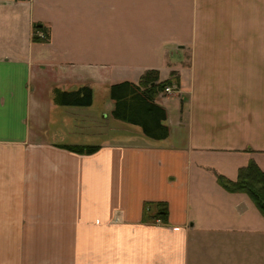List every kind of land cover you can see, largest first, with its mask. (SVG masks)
<instances>
[{
	"label": "crops",
	"instance_id": "1",
	"mask_svg": "<svg viewBox=\"0 0 264 264\" xmlns=\"http://www.w3.org/2000/svg\"><path fill=\"white\" fill-rule=\"evenodd\" d=\"M151 71L176 88L161 142L108 97ZM82 87L89 108L55 103ZM249 162L264 172V0H0V264H215L264 237L217 183Z\"/></svg>",
	"mask_w": 264,
	"mask_h": 264
},
{
	"label": "trees",
	"instance_id": "2",
	"mask_svg": "<svg viewBox=\"0 0 264 264\" xmlns=\"http://www.w3.org/2000/svg\"><path fill=\"white\" fill-rule=\"evenodd\" d=\"M35 31L42 32V29L36 27ZM48 39L46 35L43 40L33 37L32 41L47 42ZM173 85L175 84L171 79L160 82L158 73L152 71L145 73L136 85L129 82L112 85L109 88V99L113 103L111 118L123 125L139 128L148 140L154 142L166 140L169 136L166 125L167 113L164 108L156 104V99L167 86L170 88ZM55 103L65 108H89L92 104V90L82 87L73 92H57ZM55 148L86 156H91L99 150L96 146L77 145H55ZM217 183L229 194L245 195L264 218V172L253 162H249L246 167L238 171L235 181L218 177ZM151 207H155L156 211L146 219L158 220L166 225V205L157 203Z\"/></svg>",
	"mask_w": 264,
	"mask_h": 264
},
{
	"label": "rangeland",
	"instance_id": "3",
	"mask_svg": "<svg viewBox=\"0 0 264 264\" xmlns=\"http://www.w3.org/2000/svg\"><path fill=\"white\" fill-rule=\"evenodd\" d=\"M171 89L172 91H170V93H166L165 90L166 89ZM167 88L162 92L160 93V95L158 96L159 97H166V96H172V97H175L176 93H175V88H173L172 86L169 88L167 86ZM106 92V90H104ZM103 92V93H105ZM108 97H109V92H108ZM101 100L102 97L101 95H99V97L97 98L96 97V100ZM99 103V102H98ZM96 103V104H98ZM100 119L103 118V113H100ZM77 131H73L74 135L73 137L75 139H77L79 141V143H86L88 145H92L94 143H92L93 141H91L90 139H85V137L79 135L78 133H76ZM36 137H34L35 139ZM44 138V137H43ZM42 138V140H43ZM37 139V138H36ZM228 173H230V170H228ZM235 174L234 173H231L229 174V176L226 175L225 179L227 181H234L235 179ZM230 199V205H236L237 206V213L238 215L245 211V208H243L244 204L247 206V207H251L249 202L247 200H244V203L243 204H240V203H235L231 201V198ZM238 199V198H236ZM209 201V200H208ZM210 203V201H209ZM153 208V207H152ZM152 211V209H151ZM254 211V210H252ZM153 212V211H152ZM255 212H253V215H257V214H254ZM247 214V213H246ZM230 215V213H229ZM231 215L233 216L232 212H231ZM235 217V220L237 222H242V219L240 221V219L236 216V214L233 216ZM246 219H249V217H245ZM263 221V220H262ZM232 222V221H231ZM235 223V222H234ZM234 223H231L230 226H233ZM248 239V238H247ZM244 245H239V244H236L235 246H231L230 249H232V253L230 255V253H227L226 255H223V251L222 249L219 250L220 252V256L218 257V259L216 258V262L215 264H226V258L229 256L232 260H235L237 261V264H247V263H251V264H264V237H262V239L260 240H257L256 238H252V241L250 243H243ZM208 253H211V251H209ZM195 254V253H194ZM196 254H200V252H196ZM207 254V253H206ZM247 258V260H245V257ZM244 258V259H243ZM207 259V257L205 256V258H203V260L205 261Z\"/></svg>",
	"mask_w": 264,
	"mask_h": 264
},
{
	"label": "built area",
	"instance_id": "4",
	"mask_svg": "<svg viewBox=\"0 0 264 264\" xmlns=\"http://www.w3.org/2000/svg\"><path fill=\"white\" fill-rule=\"evenodd\" d=\"M170 91H172L171 89H166L165 92L166 93H170Z\"/></svg>",
	"mask_w": 264,
	"mask_h": 264
}]
</instances>
